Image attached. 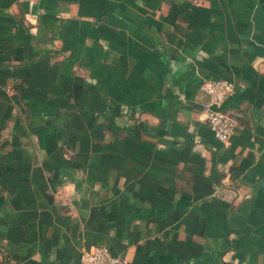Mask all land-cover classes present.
<instances>
[{"label": "crops", "instance_id": "0c3cea01", "mask_svg": "<svg viewBox=\"0 0 264 264\" xmlns=\"http://www.w3.org/2000/svg\"><path fill=\"white\" fill-rule=\"evenodd\" d=\"M0 218V264H264V0H0Z\"/></svg>", "mask_w": 264, "mask_h": 264}, {"label": "built area", "instance_id": "2783aa9c", "mask_svg": "<svg viewBox=\"0 0 264 264\" xmlns=\"http://www.w3.org/2000/svg\"><path fill=\"white\" fill-rule=\"evenodd\" d=\"M200 89L209 96L206 105L209 111L208 126L218 141L226 143L234 129L235 120L222 109V105L232 95L233 85L223 79L205 80ZM80 261L82 264H118L120 258L109 247L97 246L90 251H84Z\"/></svg>", "mask_w": 264, "mask_h": 264}, {"label": "water", "instance_id": "95a60500", "mask_svg": "<svg viewBox=\"0 0 264 264\" xmlns=\"http://www.w3.org/2000/svg\"><path fill=\"white\" fill-rule=\"evenodd\" d=\"M0 223H5V221L2 218H0ZM3 229H4V227L0 226V235L2 234L1 230H3Z\"/></svg>", "mask_w": 264, "mask_h": 264}]
</instances>
